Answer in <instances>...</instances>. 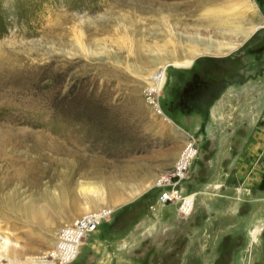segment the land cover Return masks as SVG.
Masks as SVG:
<instances>
[{"label": "rangeland", "instance_id": "rangeland-1", "mask_svg": "<svg viewBox=\"0 0 264 264\" xmlns=\"http://www.w3.org/2000/svg\"><path fill=\"white\" fill-rule=\"evenodd\" d=\"M101 213L69 264H264V0H0V264Z\"/></svg>", "mask_w": 264, "mask_h": 264}, {"label": "built area", "instance_id": "built-area-1", "mask_svg": "<svg viewBox=\"0 0 264 264\" xmlns=\"http://www.w3.org/2000/svg\"><path fill=\"white\" fill-rule=\"evenodd\" d=\"M196 149L194 141H191V151L186 155L185 160L181 162V173L177 180L172 181V186H162L160 201L176 202L180 214L190 213L194 203L193 193H187L183 186L187 171L195 158ZM103 216V218L101 217ZM104 219V213L95 218H88L85 227L77 219L69 224V227L63 226L58 233V240L55 243L54 255L49 258H43L45 264H69L78 253L77 244L80 245L83 239L91 234ZM80 226V230L76 227ZM77 251V252H76Z\"/></svg>", "mask_w": 264, "mask_h": 264}, {"label": "bare ground", "instance_id": "bare-ground-1", "mask_svg": "<svg viewBox=\"0 0 264 264\" xmlns=\"http://www.w3.org/2000/svg\"><path fill=\"white\" fill-rule=\"evenodd\" d=\"M262 24V23H261ZM262 26L261 25H257V26H255V27H253L249 32H246V33H244L245 34V37H248V36H250L252 33H254L255 31H257L258 29H260ZM236 46H238L236 43H229V44H227L225 47L227 48V49H235V47ZM196 51H198V50H194V52L193 53H196ZM209 52H204V51H199V54H208ZM194 64V58H192V59H189V60H187L186 62H183V63H180V62H172V63H168V64H165L164 66H162L161 68H159L155 73H153L152 74V76H151V79H150V81H149V83H150V85L151 86H153L154 88H153V91H155L156 93H160V91H161V89L164 87V85H165V83H166V72H167V68L168 67H170V66H172V67H174V68H189V67H191L192 65ZM151 91V90H150ZM186 155V154H185ZM180 173H181V169H180V167L178 168V171H177V173L175 174H173V175H170V176H168L167 178H165V179H163V181H160V183H159V185H163V186H172V181H174V179H178L177 177H179V175H180ZM166 183V184H165ZM192 197H195V195L193 194L192 195ZM181 215V214H180ZM98 216H100V215H97V216H91V217H85V218H82L81 220H80V224L82 225V226H84L85 225V223H86V221L85 220H87L88 218H95V217H98ZM105 216V215H104ZM102 218H103V216H101ZM105 219V218H104ZM103 219V220H104ZM67 227H69V225L68 226H66L65 228H67ZM78 230H80V226L79 227H76ZM84 228H86L85 226H84ZM97 229V228H96ZM95 229V230H96ZM94 230V231H95ZM93 231V232H94ZM59 233V232H58ZM86 237H88V235L86 236ZM85 237V238H86ZM84 238V239H85ZM84 239H83V242H81V244L80 245H78L77 244V251H78V253H79V251H80V249L82 248V246H83V244H84ZM57 240H58V234H57V238H56V242H57ZM55 242V243H56ZM76 251V252H77ZM78 253L75 255V257L74 258H76V256L78 255ZM40 260H41V262H37L38 264H45L43 261V259L40 257Z\"/></svg>", "mask_w": 264, "mask_h": 264}, {"label": "flooded vegetation", "instance_id": "flooded-vegetation-1", "mask_svg": "<svg viewBox=\"0 0 264 264\" xmlns=\"http://www.w3.org/2000/svg\"><path fill=\"white\" fill-rule=\"evenodd\" d=\"M197 84V83H196ZM197 88L192 87H188V89L185 90V92H181L178 100L176 101V109H182V108H186L187 110L191 111L192 109H195L197 107V104L195 103V101L197 99H201L204 100L206 98H204L203 95H199V93L197 92L198 90V86H196ZM204 94V93H203Z\"/></svg>", "mask_w": 264, "mask_h": 264}, {"label": "crops", "instance_id": "crops-1", "mask_svg": "<svg viewBox=\"0 0 264 264\" xmlns=\"http://www.w3.org/2000/svg\"><path fill=\"white\" fill-rule=\"evenodd\" d=\"M247 92V91H246ZM246 92H245V94H246ZM247 114V113H246Z\"/></svg>", "mask_w": 264, "mask_h": 264}]
</instances>
